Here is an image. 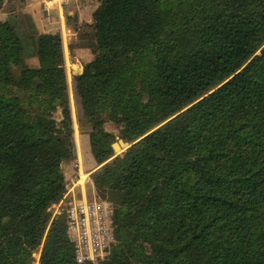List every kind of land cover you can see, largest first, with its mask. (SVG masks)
Here are the masks:
<instances>
[{"label": "trees", "instance_id": "trees-1", "mask_svg": "<svg viewBox=\"0 0 264 264\" xmlns=\"http://www.w3.org/2000/svg\"><path fill=\"white\" fill-rule=\"evenodd\" d=\"M99 2L75 89L116 243L80 262L66 210L50 211L76 155L61 34L28 17L25 67L26 37L0 20V264L40 247L39 264H264V0ZM106 121L132 144L119 155Z\"/></svg>", "mask_w": 264, "mask_h": 264}, {"label": "rangeland", "instance_id": "rangeland-1", "mask_svg": "<svg viewBox=\"0 0 264 264\" xmlns=\"http://www.w3.org/2000/svg\"><path fill=\"white\" fill-rule=\"evenodd\" d=\"M99 4V0H68V2L65 3L64 15H60L61 19L64 17V21L59 19V15L57 14H47L48 12L45 10L43 0H4L3 4L0 6V20H14L20 35L26 37L25 67L36 68L39 66V60L36 56V40H34V35L36 33L28 17L32 18L40 33H60L62 36L68 94L74 127V143L76 148L75 157L64 161L63 172L64 175L68 177V180L65 178L67 192L68 188L72 186L76 187L77 191L85 190L89 200L101 199H99L97 190L94 186L92 173L89 172L91 170L90 161L92 162V151L88 148L89 146L87 144L90 128L88 126L81 128L78 122V116L82 111L81 99L75 89V78L78 74L83 72L85 64L95 57L96 40L94 36L92 14L98 8ZM40 13H46L47 17L48 15L55 17V27L47 29L41 23H39L38 26L36 17H38ZM68 17L72 19L70 22H68ZM22 69V67L12 66L13 77L16 80L20 78ZM55 116L59 118L60 111L55 112ZM104 128L115 136L114 144L124 140L120 133L121 128L115 123L106 121ZM124 142L126 144L125 147L121 146V149L117 151L114 150L115 155L123 153L132 145L127 140H124ZM67 202L68 199L65 200V202H60L51 206L50 211L53 217L67 209ZM111 204L114 206L115 210V204ZM41 251L42 247L34 253L35 264H39L40 262Z\"/></svg>", "mask_w": 264, "mask_h": 264}, {"label": "built area", "instance_id": "built-area-1", "mask_svg": "<svg viewBox=\"0 0 264 264\" xmlns=\"http://www.w3.org/2000/svg\"><path fill=\"white\" fill-rule=\"evenodd\" d=\"M47 12L57 3L68 0L43 1ZM69 235L74 241L80 262L96 263L105 259L116 243L114 206L104 200H75L66 209Z\"/></svg>", "mask_w": 264, "mask_h": 264}, {"label": "crops", "instance_id": "crops-1", "mask_svg": "<svg viewBox=\"0 0 264 264\" xmlns=\"http://www.w3.org/2000/svg\"><path fill=\"white\" fill-rule=\"evenodd\" d=\"M43 1H48V0H43ZM65 12V4L63 6H59L57 3L54 5V7L52 8V10H50V12H48L47 14H57L59 15V19H61L62 14L64 15ZM61 13V14H60ZM61 15V16H60ZM36 22L37 25L39 26V23L43 24L44 27H46L47 29H52L55 27L54 25V18L55 17H51V15L48 17L46 16V13H40L38 14V17H36ZM62 21H64V17L63 19H61ZM87 144H88V148H90V142H89V138H87ZM90 167L91 170L89 171L90 173H93L94 171H96L100 165L95 161L93 155H92V162L90 161ZM66 180H68L65 175ZM76 187H70L68 188V192L66 193L64 199L61 202H65V200L68 199V206L71 202L75 201V200H82V199H88V194L85 190H78ZM80 194V195H79Z\"/></svg>", "mask_w": 264, "mask_h": 264}, {"label": "water", "instance_id": "water-1", "mask_svg": "<svg viewBox=\"0 0 264 264\" xmlns=\"http://www.w3.org/2000/svg\"><path fill=\"white\" fill-rule=\"evenodd\" d=\"M125 145L126 144H125L124 140H121L119 143H115L113 145V148H114L115 151H117V150L121 149V146L125 147Z\"/></svg>", "mask_w": 264, "mask_h": 264}]
</instances>
